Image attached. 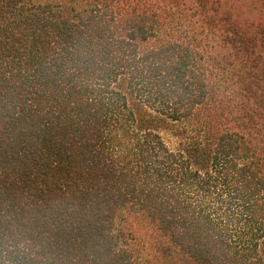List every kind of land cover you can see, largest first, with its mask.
<instances>
[{"label":"trees","instance_id":"16d2710c","mask_svg":"<svg viewBox=\"0 0 264 264\" xmlns=\"http://www.w3.org/2000/svg\"><path fill=\"white\" fill-rule=\"evenodd\" d=\"M157 253L264 264V0H0V264Z\"/></svg>","mask_w":264,"mask_h":264},{"label":"rangeland","instance_id":"374dc122","mask_svg":"<svg viewBox=\"0 0 264 264\" xmlns=\"http://www.w3.org/2000/svg\"><path fill=\"white\" fill-rule=\"evenodd\" d=\"M135 226V229H140L145 226V222L141 220H137L134 222L133 228ZM140 232V230H139ZM153 264H183V259L180 255L178 254H161L157 253Z\"/></svg>","mask_w":264,"mask_h":264}]
</instances>
